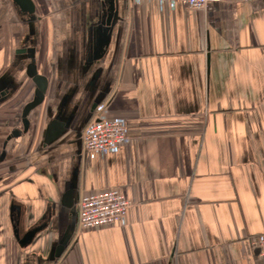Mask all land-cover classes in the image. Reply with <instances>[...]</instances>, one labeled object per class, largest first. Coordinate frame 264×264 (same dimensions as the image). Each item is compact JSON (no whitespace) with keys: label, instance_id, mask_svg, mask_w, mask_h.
I'll use <instances>...</instances> for the list:
<instances>
[{"label":"crops","instance_id":"1","mask_svg":"<svg viewBox=\"0 0 264 264\" xmlns=\"http://www.w3.org/2000/svg\"><path fill=\"white\" fill-rule=\"evenodd\" d=\"M32 1L0 0V264H264V0H118L100 36L102 0ZM33 62L48 88L25 130ZM95 103L127 127L116 151L82 148ZM75 179V199L121 190L124 223L80 231Z\"/></svg>","mask_w":264,"mask_h":264},{"label":"built area","instance_id":"2","mask_svg":"<svg viewBox=\"0 0 264 264\" xmlns=\"http://www.w3.org/2000/svg\"><path fill=\"white\" fill-rule=\"evenodd\" d=\"M130 1L138 4L151 0ZM157 1L162 5L167 2L172 6L179 3L189 10H204L211 4L222 2L221 0ZM80 139L85 152L104 154V152L116 151L129 140V137L127 127L122 121H110L96 116L85 125ZM77 205L80 231L124 223L126 215L132 207V203L127 200L122 191L114 188L93 194H81ZM250 245L258 250L259 255L264 258V235L253 237L250 240Z\"/></svg>","mask_w":264,"mask_h":264},{"label":"water","instance_id":"3","mask_svg":"<svg viewBox=\"0 0 264 264\" xmlns=\"http://www.w3.org/2000/svg\"><path fill=\"white\" fill-rule=\"evenodd\" d=\"M14 2V4L18 7V9H20L24 14H28V15H34L36 12V9L34 8L35 5L33 3L32 0H12ZM103 3L105 4V6H107V15H108V24L111 22L113 15L115 14L118 5L117 2L118 0H102ZM29 78H31L34 82V84L36 85V98H34V100H32V102H30L29 104L26 105V107L24 108L22 117H23V125L25 128V130L28 127V114L35 109L37 106H39L44 100V96L45 93L47 91L48 88V83L47 80L44 79L42 76L37 75V69H36V65L35 62H33L29 67H28V72L27 74ZM98 103H95L91 109V114L89 115V118L86 120V122L83 124V126H85V124H87L90 119L93 117L94 115V110L97 107ZM65 113H61L60 116H63ZM61 118H64L61 117ZM69 122L70 119L67 117L64 120V126L66 128L69 127ZM81 135V134H80ZM81 153V152H79ZM80 155V154H79ZM4 156V155H3ZM75 183L73 182L69 188L68 191H66L64 197H63V204L64 206H67L68 208H73L75 206V202L76 199L79 198L78 197L75 199V191L78 190V183L77 180H74Z\"/></svg>","mask_w":264,"mask_h":264},{"label":"flooded vegetation","instance_id":"4","mask_svg":"<svg viewBox=\"0 0 264 264\" xmlns=\"http://www.w3.org/2000/svg\"><path fill=\"white\" fill-rule=\"evenodd\" d=\"M103 5L105 6V4H103ZM117 10H118V8H117ZM117 10L112 17L111 22L108 24L107 6H105V12L103 13V16H99V19L96 21V23L93 27L94 28L93 32L97 36L102 35L103 33H105L104 32L105 30H107V29L111 28V26H113L114 21L117 19V15H118ZM20 12H21V10H20ZM30 21H32V19H30ZM32 32H33V29H32V26L30 25V31H29V33L23 35L24 37H23L22 41L26 43V41L29 40L30 34ZM102 40L103 39L98 40L96 42L97 48L95 50L94 55H97L99 53L100 48H99L98 44H100V42ZM32 50L33 49H30V48L29 49H19L18 52L19 53L22 52L25 54L28 53L29 55H32L31 54ZM83 59H85V58H83ZM86 61H87V58H86ZM15 88L16 87L12 84L11 80L9 79V76L8 77H0V101H2L4 99H11L14 95V89ZM91 89H93V91H94L95 90L94 86Z\"/></svg>","mask_w":264,"mask_h":264}]
</instances>
